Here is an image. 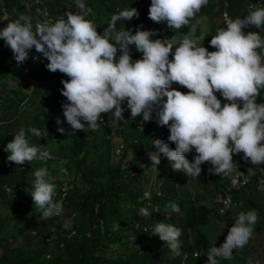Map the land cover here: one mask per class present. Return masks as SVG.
<instances>
[{
  "label": "trees",
  "instance_id": "1",
  "mask_svg": "<svg viewBox=\"0 0 264 264\" xmlns=\"http://www.w3.org/2000/svg\"><path fill=\"white\" fill-rule=\"evenodd\" d=\"M216 1L223 2L208 0L202 7L205 13L211 12ZM225 1L230 20L247 15L249 1L264 7V0ZM85 3L93 10L86 18L97 25L98 32H103L113 14L128 7L136 8L138 16L119 21L118 26L134 33L136 26L142 24L144 29L158 30L153 39L167 38L175 42L174 47L182 40L173 39L179 32L200 35L198 43L214 51L209 41L219 29L227 26L221 21L215 29L210 23L208 31L201 35V27L193 17L178 30L168 28L166 22L159 28L160 23L148 17L151 0H85ZM45 11L54 22L68 11L77 13L79 10L76 0H31L30 5L24 0H0V29L22 15L30 16L35 27L45 21ZM262 29L251 27L249 31H259L263 37ZM130 49L133 61L142 58V53L134 46ZM172 58L170 53L169 59ZM47 63L35 48L24 62L18 63L11 49L0 39V264H206L202 259L193 260L191 254H185L197 249L206 256L211 246H220L211 241L207 230L211 229V213L224 217L217 211L221 205L218 193L226 183L223 177L209 173L211 164L206 162L201 165V176L192 178L185 174L190 181H200L203 190L192 192L183 187V173L176 182L174 179V184L170 181V186L163 183L158 188L156 182L149 181L154 170L148 153L157 151L151 144L152 139H160L155 119L143 124L142 117L131 120L129 116L123 126L114 127L110 120L103 119L95 131L87 125L84 130L72 129L63 115L62 103L66 98L60 91L61 81L70 78L59 71H48L44 67ZM172 86L185 93L188 91L176 83ZM259 91L257 103L264 102V89ZM215 94L222 105L227 102L219 92ZM57 118L61 121L59 125ZM138 122L143 125L138 127ZM29 125L44 133L42 137L32 136L30 143L48 150L51 158L16 165L7 160L9 153L4 148L20 127ZM58 127L65 131L59 132ZM115 136H119V141L114 144ZM165 143L171 145V142ZM195 155L193 149L186 158L192 161ZM239 155L243 157V153ZM169 165V160L161 154L158 171H154L157 176L160 174L156 180H160L163 167ZM242 166L252 169L250 179L245 186L233 189V197L238 209L257 212L254 230L259 227L264 230V195L259 189L257 166L243 158ZM41 167L47 168L50 182L55 185L53 202L61 199L62 212L73 213L70 228L63 223L61 214L44 219L43 210L34 205L33 172ZM169 187L175 188V192ZM146 190L149 196H145ZM170 202L179 205L178 213L168 207ZM238 214L234 218L228 215L226 219L234 224ZM158 222L182 230L181 247L177 251H172L153 233ZM214 230L217 232L216 228ZM226 261L222 258L220 264Z\"/></svg>",
  "mask_w": 264,
  "mask_h": 264
},
{
  "label": "clouds",
  "instance_id": "2",
  "mask_svg": "<svg viewBox=\"0 0 264 264\" xmlns=\"http://www.w3.org/2000/svg\"><path fill=\"white\" fill-rule=\"evenodd\" d=\"M207 3L208 0H151L148 17L178 30ZM76 6L77 13L68 11L54 22L47 19L35 27L30 16L22 15L0 29V39L18 63L24 62L35 48L40 58L47 59L48 71H59L70 78L61 81L60 91L66 98L63 115L72 129L84 130L87 125L95 131L104 122V114L114 112L116 119L124 120L123 113L130 109L131 120L139 116L143 124L153 119L157 123L160 139L151 142L157 151L148 153L154 171H158L161 154L174 171H183L192 178L201 176L202 164L210 163L208 172L220 174L226 181L217 197L221 203L218 214L226 216L234 209L239 214L225 241L209 248L205 262L220 264L222 258L230 259L234 250L248 243L258 220L255 210L238 209L233 197V189L245 186L250 179L252 169L242 166V158L257 166L259 185L264 183V174L259 170L264 167V102L257 103L259 90L264 89V38L259 31H243L249 26L264 28V7L251 5L243 18L228 20L226 28L212 36L209 43L215 50L209 51L187 34L174 47L175 42L167 38H152L158 30L144 29L140 24L133 33L118 26L119 21L137 17L136 8L113 14L103 32H98L97 25L86 18L93 14L92 8L85 0H76ZM130 46L141 52L142 58L133 61ZM174 83L188 91L174 88ZM217 92L227 101L223 105ZM143 124L138 122V127ZM57 130L65 131L63 127ZM43 135L36 127H20L4 148L9 153L7 160L23 165L35 159H50L48 150L30 143L32 136ZM193 149L196 155L189 161L186 154ZM233 161L247 172L245 184L230 185L229 173L237 168ZM33 175L31 196L34 205L43 210L42 217L60 215L63 209L53 202L55 185L50 182L47 168L36 169ZM227 192L232 203L223 207L222 198ZM146 193L149 196V191ZM168 207L173 212L180 211L175 202ZM181 231L164 222L156 223L153 229L172 251L181 247ZM190 254L193 260L202 259L197 249L185 255Z\"/></svg>",
  "mask_w": 264,
  "mask_h": 264
},
{
  "label": "rangeland",
  "instance_id": "3",
  "mask_svg": "<svg viewBox=\"0 0 264 264\" xmlns=\"http://www.w3.org/2000/svg\"><path fill=\"white\" fill-rule=\"evenodd\" d=\"M24 1H26V3L28 5H30V3H31V0H24ZM223 7L224 6L222 3L219 4L218 1H216L215 6L212 8L210 13H205V11L201 8V10L194 15V21L196 23H199V25L201 27V35L208 31L210 23L212 24V26L215 27V29H217V27L220 25V23L222 21V19H221L222 15L220 13V9ZM241 18H243V17H241ZM162 27H163V22L159 24V28H162ZM251 27L252 26H249V27H246L245 29H243L245 34L250 30ZM261 33L264 37V29L261 30ZM183 36L184 35L179 34V32H176L173 39L174 40H176L178 38L181 39V38H183ZM189 36L192 39L196 40L197 42L199 41L200 35L194 36L193 34H190ZM167 40H169V39H167ZM44 63H46V62H44ZM46 65L47 64H44L45 69H47ZM123 116H124V120H118L114 117V112H109V113L104 114L103 118L110 120L112 126L114 127V126H123L124 125L125 120H128V117L130 116V109L126 110L123 113ZM118 137L119 136H115L113 138L114 144L119 141ZM50 143H52V142H50ZM128 154L130 155V151H128ZM167 170H168V172H167ZM171 172L174 173L172 176L169 174ZM180 173H183V176L185 177V173L183 171L182 172L181 171H174L172 169L171 163H170L169 167H167V166L163 167V174H167V175L162 174L160 177V180H156V178H158L160 174L157 176L156 172L153 171L152 175L149 177V181L151 183L153 181L156 182V185L158 186V188H159V186H163V183L170 186L171 185L170 181H173V184H174V179L176 182L179 179ZM161 180H162V182H161ZM182 186L190 188V190L192 192H196V191L204 189L200 181H194V180L190 181L189 177H185V182H184V184H182ZM168 189H170V191L175 192V188L169 187ZM168 189H166V190H168ZM178 189H180V188L178 187ZM259 189L261 191V195H264V183L259 185ZM146 192H147V190L145 191V195L147 194ZM207 201L209 204L211 203V202H209V199ZM168 211H170V210H168ZM236 211H237V209H234V210L230 211L231 214H227L226 216L228 217V215H229L230 218H234L236 216ZM211 215H213V217L211 218V220H212L211 221V229L207 230V232L210 235L211 239L218 237V238H216L217 240L216 239L215 240L217 241V243H219V245H221L225 241L228 229L232 226V224L226 219V216L221 218L219 216L217 217L215 213L214 214L211 213ZM73 217H74L73 213H67V212L61 213V219H62V221L66 227L70 228ZM215 228L217 229V232H216V230H214ZM192 239H193V237L190 236L189 240L192 241ZM251 244H253V246ZM244 250H245V252L249 251V253L245 254ZM201 258L204 261H207V256L201 254ZM226 260H227L226 264H264V230L260 227L257 228L256 230H253L252 236H251L250 240L248 241V243L243 248L234 250L231 258L226 259Z\"/></svg>",
  "mask_w": 264,
  "mask_h": 264
},
{
  "label": "built area",
  "instance_id": "4",
  "mask_svg": "<svg viewBox=\"0 0 264 264\" xmlns=\"http://www.w3.org/2000/svg\"><path fill=\"white\" fill-rule=\"evenodd\" d=\"M224 4L226 5V1L223 0ZM251 5H256V3L254 1H249L248 2V7L250 8ZM257 5H260L259 3ZM221 19L222 21L227 25V21L230 20V15L228 14L227 10L225 7L222 8L221 11ZM45 20L50 19L52 21V17L48 15V12L45 11ZM117 150H119V148H117ZM236 165L237 168H235L230 174V185L231 186H239L242 184H245L248 181V175L247 172L245 170H243L242 168L239 167V165L233 161ZM260 173L264 174V167L260 166L259 167ZM61 199H59L57 201V204L59 206H61ZM222 203H223V207L229 206L232 203V198H231V194L229 192H227L225 194V196L222 198ZM73 232V230L71 231ZM197 252H194V254H196Z\"/></svg>",
  "mask_w": 264,
  "mask_h": 264
}]
</instances>
